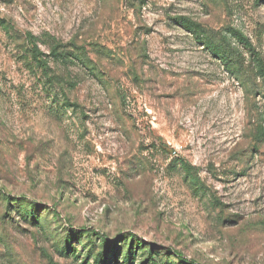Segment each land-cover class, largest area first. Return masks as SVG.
Returning a JSON list of instances; mask_svg holds the SVG:
<instances>
[{"label": "rangeland", "instance_id": "1", "mask_svg": "<svg viewBox=\"0 0 264 264\" xmlns=\"http://www.w3.org/2000/svg\"><path fill=\"white\" fill-rule=\"evenodd\" d=\"M232 30L264 71V0H0V264H264V78Z\"/></svg>", "mask_w": 264, "mask_h": 264}, {"label": "trees", "instance_id": "2", "mask_svg": "<svg viewBox=\"0 0 264 264\" xmlns=\"http://www.w3.org/2000/svg\"><path fill=\"white\" fill-rule=\"evenodd\" d=\"M180 20V23L181 25L190 30V32H193L195 33L196 32V26L191 23L188 19H185V18H179ZM195 28V29H194ZM231 36L229 38V40H235L236 43L246 47L249 51V54L251 56V59H255L259 65V71L261 72V76L264 78V71H263V65H262V62H261V58L259 57L260 56V53L259 51H256L249 43L248 39L241 33V32H238L236 30H232L231 31ZM203 42V46L206 47L207 50H209L210 52H213V53H216L217 50L216 48H213V46L211 47L209 45L208 42H205V41H202ZM235 43V44H236ZM237 49V48H236ZM51 53H52V56L55 57V58H58L60 56V54L58 52H56L55 48H53L51 50ZM237 55H238V58L242 55L241 52L237 49L236 51ZM41 53L38 51V49H36V47H33L31 49V55L33 57V59L36 61V62H40V59L38 58L39 55ZM241 54V55H240ZM220 55V54H219ZM224 55H222L223 57ZM40 64V63H39ZM130 254V253H129ZM154 258V257H153ZM180 258V257H178ZM103 261V255L102 254H99L97 255L95 258H94V261L92 264H101V262ZM127 264L129 263V260L127 259L126 260ZM125 262V264H126ZM156 260L153 262V264H156Z\"/></svg>", "mask_w": 264, "mask_h": 264}]
</instances>
